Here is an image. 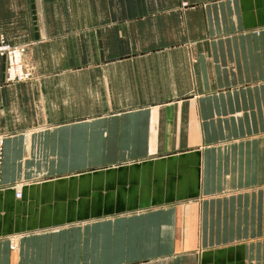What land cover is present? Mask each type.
Listing matches in <instances>:
<instances>
[{"label": "crops", "instance_id": "1", "mask_svg": "<svg viewBox=\"0 0 264 264\" xmlns=\"http://www.w3.org/2000/svg\"><path fill=\"white\" fill-rule=\"evenodd\" d=\"M0 26L34 69L0 58V264H264V0H0Z\"/></svg>", "mask_w": 264, "mask_h": 264}, {"label": "built area", "instance_id": "2", "mask_svg": "<svg viewBox=\"0 0 264 264\" xmlns=\"http://www.w3.org/2000/svg\"><path fill=\"white\" fill-rule=\"evenodd\" d=\"M25 54L26 46L10 43L0 26V58L5 57L7 59L8 81H23L33 77L34 69L30 63L25 60ZM1 158L2 155L0 151V160ZM17 196L20 197L21 192H18Z\"/></svg>", "mask_w": 264, "mask_h": 264}, {"label": "bare ground", "instance_id": "3", "mask_svg": "<svg viewBox=\"0 0 264 264\" xmlns=\"http://www.w3.org/2000/svg\"><path fill=\"white\" fill-rule=\"evenodd\" d=\"M24 58H25V55H24ZM18 192H21V191L19 190V191H17V193H18Z\"/></svg>", "mask_w": 264, "mask_h": 264}]
</instances>
